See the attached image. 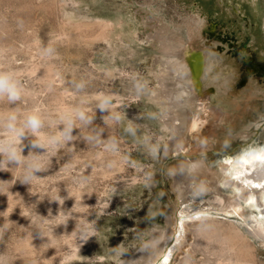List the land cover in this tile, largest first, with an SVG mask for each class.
<instances>
[{"label":"rangeland","instance_id":"obj_1","mask_svg":"<svg viewBox=\"0 0 264 264\" xmlns=\"http://www.w3.org/2000/svg\"><path fill=\"white\" fill-rule=\"evenodd\" d=\"M65 1L0 0V69L14 71L27 88L21 101L0 102V112L15 111L22 119L37 109L48 135L63 130L62 110L83 113V119H74L72 139L53 154L40 179L0 184V225L10 217L0 231V264H61V258L63 264H131L161 244L170 241L172 247L182 213L202 209L213 214L188 222L167 264H226L231 250L220 248L234 244H215L227 231L220 222L238 224L240 218L215 214L220 196L209 186L216 176L201 180L186 172L196 162L219 174L225 156L264 141V0ZM70 13L82 22L120 24L111 47L85 39L97 26L86 35L69 27ZM158 33L181 44L179 56L190 73V59L202 60L195 80L189 71L180 74L188 93L181 106H167L174 113L186 107L185 127L181 120L168 123L157 96L161 74H153L150 64L157 58L160 69L167 53ZM39 62L52 68L49 80L30 71ZM111 68L120 73L107 75ZM0 179L11 180L12 173L0 172ZM176 182L184 190L183 206ZM209 220L221 225L211 224L208 233ZM85 224L94 228L87 242L80 239ZM241 233L244 239L237 243L254 245V264H264L263 241L246 227ZM203 240L215 250L203 248ZM141 241H148L147 249ZM121 245L127 249L123 255L116 251ZM155 251L153 264H163Z\"/></svg>","mask_w":264,"mask_h":264},{"label":"bare ground","instance_id":"obj_2","mask_svg":"<svg viewBox=\"0 0 264 264\" xmlns=\"http://www.w3.org/2000/svg\"><path fill=\"white\" fill-rule=\"evenodd\" d=\"M66 1L71 3L70 0H66ZM69 21H70L69 25H68L69 27H72V29H74L75 31H80V32L84 31L83 33L85 35L87 34L86 29H88V28L90 29V27L92 25H94L93 28L97 26L96 29H98V31L97 32L95 31L96 33H94V34L88 33L87 36H84V37L87 41L92 42L91 44L98 43V44L103 45L105 47H109V46L111 47V45L114 41L113 35L117 31V25H120V24H117L114 21L108 20V19H99V20L97 19V21L94 20L95 21L94 23L89 22V21L88 22H82L78 18L77 14H75V13H70ZM29 28H31V27H29ZM80 32H76V33H80ZM88 32H90V31H88ZM91 32H92V30H91ZM81 35H79V37ZM71 38H72V36H71ZM158 40L160 41L161 48H163L167 53H166V56H164V59L162 61H160V62H162V64L160 63L161 64L160 69H157V67H156L157 58H156V61H153V63L150 64L153 74L158 76L159 70H160V74H161L160 75L161 77H159L160 80L157 82V87H158L157 96H158V99L166 107L165 118L167 119L168 123L172 122V121L174 122L175 120L176 121L181 120L180 126L185 127L186 126L185 125L186 120L184 118L186 117V111H185L186 107L182 106V108H181L182 110H179L180 111L179 113H174L172 111L170 112V110L167 109V106L168 107L172 106L173 109L181 106V104H182L181 99H183L188 93L185 89V84H186L185 79H183L180 76V74H182L183 72L187 73L188 71L190 73V70L188 68H186L187 67L186 63L179 56L181 53V49H182L181 44L179 46L175 45V43H174L175 40L172 38H168L166 33H164V34L158 33ZM71 42H72V40H71ZM1 52H2V48L0 47V53ZM103 52H106V51H103ZM30 62H32V61H30ZM32 66L33 67H31V70L30 69L29 70L32 71V73L33 72L38 73L39 74L38 76H40L41 78H44V81H45V79L47 80L48 78L49 79L51 78V75L49 74V72L50 71L52 72V70L49 71V69H52V68L48 67L49 69L46 70V69H44L45 67L42 64H40V62H39V64H36V65H35V63H34V65L32 63ZM49 66H51V65H49ZM202 66H203L202 60L200 57H197V55L193 56L190 59V69H191L190 75L192 76L191 80L192 79L195 80L196 77H198V75H200V73L203 69ZM153 68H156V70H153ZM24 72H27V71H24ZM54 73L56 74V72L53 71V75H54ZM106 73L109 76H113L117 73L119 74L120 70L117 68H111V69H107ZM28 74H30V73H28ZM175 74L178 75L177 78L173 77ZM53 75H52V77H53ZM167 75H171L172 78L169 79L167 77ZM54 78H53V80H54ZM186 81H188V80H186ZM25 89L27 90V88H25ZM160 90H161V92H160ZM29 92H32V90ZM163 92H165V93H163ZM114 95L118 97V94L117 95L114 94ZM26 96L28 97V94ZM111 97H113V95ZM191 100H193V99L191 98ZM168 115H169V118H168ZM187 119H189V117ZM173 127H174V125H173ZM177 129H180L178 125L175 126V130H177ZM173 130H174V128H173ZM175 130H174V132H176ZM45 134L48 135L47 133H45ZM144 135H145V132H144ZM30 138H32V137H30ZM180 140H181V136H179L176 139V142H175L176 145L181 143ZM262 148H264V141L263 142H252V143L246 144V146L243 148L244 150L240 154L232 156V157H230V156L226 157L225 156L223 163L220 164L221 173H219V174L210 173V171L207 169V167L202 166L199 163L193 162V163H191V166H189V168L187 169V172H186L187 176L185 175L186 177H188L190 175L196 176V177H198V179L200 178L201 180L204 179L206 174H213L214 176H216L217 178L215 180V185H212V187L209 186L211 188V190L214 189L216 191V193L220 196L217 198H219L218 200H219V202H221V208L215 214L216 215L221 214L224 218H227L231 215H236L240 218V220L237 222L238 224L234 223L235 225L233 223L228 222V221L220 222L221 224L225 225L223 227H226L227 231L225 233L222 232V234H224V235L219 236L220 238H218V237L216 238L219 240L215 244H219V245L222 244L221 246H223L225 243H230V241L234 244V246H227V247L224 246V248H220L221 251L224 249L231 250L228 258L226 259L227 260V263L225 262L226 264H254L255 263L254 259H253V256H254L253 253H255V247H253L254 245H252L248 241H244L241 244L239 242L237 243V241L244 239L243 234L241 232L245 229V227L249 229L250 234H252L254 237L259 238L264 243V162H262L258 159H254V157L264 155V152H261ZM227 160H231L232 163L226 164L225 161H227ZM245 160H249L250 163H244ZM115 161H117V160H115ZM117 163H119V162H117ZM104 164H107V162ZM115 166L117 167L116 164H115ZM111 167H114L113 163H112ZM91 169H93V168H91ZM105 172H107V171H105ZM179 172L181 175V171H179ZM178 176H179V173H178ZM176 183L177 184L174 188L177 190L181 205L183 206L185 204V198H184V193H183L184 190H183L182 186H180V184H179L181 182H176ZM225 187H228V189H225ZM211 214H213V213L209 212V210L203 211V209H202V211L199 210L196 213H192V214H189V213L187 214V213L183 212L182 215L180 216V218L177 220V223L175 225V228H176L175 234L176 235L175 234L172 235L173 241H174L173 246L178 244L180 239L183 238V236H185V233L187 232V227L189 225L188 222L193 223L194 220H197V219L199 220L198 217H200V216L201 217H211ZM217 223L218 222H216L215 220L207 221V223H205V224H206V226L208 225V227H207L208 230L205 232L209 233V228H210L209 226L214 227L212 225H215V224H216L215 226L221 225L220 223L219 224H217ZM202 226H203V224H202ZM215 229H213V230H215ZM220 230H221V228H220ZM208 233H207V237H209ZM205 234L206 233H203V236H206ZM209 235L213 238V236H212L213 234L211 235V232ZM162 237H164V236H162ZM211 237H209V239ZM167 238H168V236H167ZM167 238H164L165 241ZM169 239H172V238H169ZM204 240L202 242L200 241V245L203 248H205V247L206 248H209V247L213 248L210 246V244L208 242L212 239L208 240L207 242ZM232 240H234V241H232ZM167 241H168V239H167ZM158 244L159 243L155 244V247H157ZM169 245H170V241L165 243L164 248H163L162 244H161V246L160 245L158 246L160 248V249L158 248L159 250L156 248V251H158L157 252L158 254L162 253L161 259H162L163 264H167L169 262V259L171 257V252L173 251V246L170 247ZM259 245H261V244H258V246ZM212 246H213V244H212ZM218 248H219V246H218ZM213 249L215 250V248H213ZM149 250L145 254L142 261L135 260V262H133L131 264H153L154 258L150 257V253H151V251H155V250H151V251H149ZM81 251H82V249H81ZM80 257H81V255H80Z\"/></svg>","mask_w":264,"mask_h":264},{"label":"clouds","instance_id":"obj_3","mask_svg":"<svg viewBox=\"0 0 264 264\" xmlns=\"http://www.w3.org/2000/svg\"><path fill=\"white\" fill-rule=\"evenodd\" d=\"M23 95L24 87L18 75L14 71L0 69V102L6 101L12 105L21 101ZM76 116L83 119V113H76L73 109L63 110L60 116L64 124L63 130L55 135H46L42 131L44 119L39 110L33 109L25 113L22 119L15 111L0 112V172L12 173L11 180L0 179V184L11 182L14 185L19 182L32 185L34 181L40 179L38 174L49 167L53 154L72 139L71 133ZM29 137H32V140L30 144H26L25 141ZM26 149L27 155H25ZM16 172H19V176ZM60 202L63 203L62 200ZM9 220L10 217L5 215V223L0 225V231L7 228ZM80 232V239L87 242L93 236L94 228L91 224H85L80 228ZM139 246L147 249L148 241H141ZM116 251L119 255H123L127 249L121 245ZM61 264H63L62 258Z\"/></svg>","mask_w":264,"mask_h":264},{"label":"snow or ice","instance_id":"obj_4","mask_svg":"<svg viewBox=\"0 0 264 264\" xmlns=\"http://www.w3.org/2000/svg\"><path fill=\"white\" fill-rule=\"evenodd\" d=\"M261 152H264V148L261 149ZM254 159H258V160L264 162V155H260V156L254 157ZM225 163L226 164H231L232 161L231 160H227V161H225ZM244 163H250V161L249 160H245Z\"/></svg>","mask_w":264,"mask_h":264}]
</instances>
